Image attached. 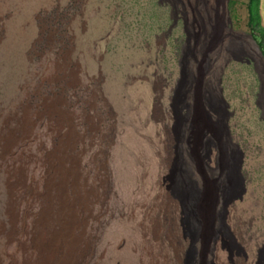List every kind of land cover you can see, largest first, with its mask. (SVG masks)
I'll use <instances>...</instances> for the list:
<instances>
[{"label": "rangeland", "instance_id": "rangeland-1", "mask_svg": "<svg viewBox=\"0 0 264 264\" xmlns=\"http://www.w3.org/2000/svg\"><path fill=\"white\" fill-rule=\"evenodd\" d=\"M248 1L0 0V264H39L42 238L49 264H200L173 181L185 174L196 194L204 177L221 183L214 143L226 138L206 124L191 139L184 106L195 83L208 108L222 99L242 155L245 192L220 210L246 263H258L264 0L256 31ZM230 246L208 242L207 263L241 262Z\"/></svg>", "mask_w": 264, "mask_h": 264}, {"label": "bare ground", "instance_id": "bare-ground-1", "mask_svg": "<svg viewBox=\"0 0 264 264\" xmlns=\"http://www.w3.org/2000/svg\"><path fill=\"white\" fill-rule=\"evenodd\" d=\"M172 28L173 26L170 27L169 32L171 31ZM250 39L253 41L251 37ZM185 56H187V54ZM258 58L260 59V62H261V67H260L261 70L260 72H257L258 78L260 81V85L264 87V57L261 52L258 55ZM186 63L187 62L185 61V63L182 64V68L180 70L181 80H179L177 90L175 92L177 100L179 99V97L180 98L184 97L185 88L187 87L189 83L188 81L189 77L187 75L188 69H187ZM199 91H200V94L202 95H199ZM205 95H206L205 90L204 89L199 90L198 85L195 83V85H193V88H192V96L189 101V106L186 104L184 107H186L189 112L188 122H189V130H190L191 139H194V140L196 139L195 135H196V132H198V130H200V135L202 133L203 134L202 137L204 138L207 132L206 124L209 126L210 130L212 129L214 131L217 130L218 133H220L222 136L223 135L225 136L226 138L225 142H222L220 139H217V141H215L214 143L215 147L218 150V164L221 170L222 181L221 183L219 182L216 183V185L212 187L211 182H209L204 177L203 190H202L203 192H201L200 194L199 193L196 194V192L190 187V184L188 182H184V180L187 179L186 175L181 173L173 181L172 187L174 186L176 187L175 195L177 196V198L179 200L181 199L182 201H185L183 205H189V207H192V208L186 207L185 215L187 216V226L189 228L193 241L195 238H199L201 242V259L199 260L200 264H209L207 263L208 261L205 258V251L207 249L208 242L216 241V239H218L219 237L220 238L222 237L223 239H227L230 241L231 246L228 248L231 253L232 251H235V254L238 256L239 253L242 252L243 260L241 262L240 261L232 262V264H247L246 263L247 258L245 254L236 245L232 234L229 232V230H227L226 226L224 225L223 214H222V211L220 210V207L222 206L224 207L226 203L232 197L234 200H241L242 195L245 192L243 188V180L240 174L242 155L238 151V147L231 142V140L228 138V136L224 132V128L222 124L223 118L221 115L222 110H223L222 99L217 98V97L211 99L212 104L208 108L206 104ZM207 108L209 109L210 112L211 111L215 112L219 116V119L216 124H214L213 121L209 120V116L206 111L208 110ZM203 142L205 144V141ZM210 144L213 145L211 142ZM193 147H194V150H193ZM193 147H191L192 149L191 152H194L192 153V155H193V158H195L196 160V157H195L196 146H193ZM211 197H213V201L211 200ZM198 202H199V207L194 209V206L198 205ZM38 242H39L38 244H39L40 250L42 251L41 260L39 264H49V259L51 258L50 253H53V248L51 249V247L53 246L50 243L46 242L43 238L39 239ZM213 249L214 247L212 248V250ZM190 253L192 256L193 250H191ZM182 255H185L184 252L181 255H179V258ZM178 261L180 262V260ZM191 261H192V258L190 259V262H188V264H192ZM51 264H54V263H51ZM257 264H264V248L263 250L259 251Z\"/></svg>", "mask_w": 264, "mask_h": 264}, {"label": "trees", "instance_id": "trees-1", "mask_svg": "<svg viewBox=\"0 0 264 264\" xmlns=\"http://www.w3.org/2000/svg\"><path fill=\"white\" fill-rule=\"evenodd\" d=\"M257 3H258V0H249L247 5H246L247 13L249 15L248 26L250 27V29L252 31H256L255 28L259 23L258 18H257V14H256ZM261 33L263 35V32H261ZM263 56H264V54H263Z\"/></svg>", "mask_w": 264, "mask_h": 264}]
</instances>
